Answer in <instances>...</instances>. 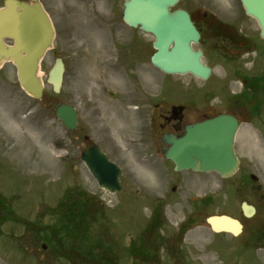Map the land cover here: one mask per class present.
Segmentation results:
<instances>
[{"label":"rangeland","instance_id":"1","mask_svg":"<svg viewBox=\"0 0 264 264\" xmlns=\"http://www.w3.org/2000/svg\"><path fill=\"white\" fill-rule=\"evenodd\" d=\"M43 1L47 7H54L56 28L54 47L42 66L43 100L37 101L22 90L12 63L0 69V263L82 264V259L97 264V257L102 255L100 264H264V244H258L257 251L245 249V237L216 234L205 220L227 213L242 219L248 228L260 220L262 226L258 229H262L264 200L260 193L237 189L239 175L229 181L214 172L176 173L158 156L149 138L151 118L157 114L152 104L160 101L165 91L189 96L207 86L214 87L216 92L206 93L208 101L213 100L212 107L217 108L222 96H215L224 93L220 83L228 82L230 70L219 62L216 79L166 77L151 63L153 36H144L140 31L136 35L123 22L125 0ZM176 8L221 15L225 9L243 11L240 0H180ZM253 26L257 33L256 23ZM133 35L143 36L149 46V62L140 83L149 101L144 114L138 112L131 98V86L139 83L114 70L113 61L104 55ZM56 57H61L66 65L59 94L46 83ZM249 57L254 54L241 59L246 61ZM229 87L234 92L240 89L237 81ZM111 92L116 95L111 96ZM57 102L77 109V130L65 129L57 119ZM237 142L240 153H245L247 147L254 149L257 175L264 185V125L243 124ZM92 144L101 146L123 167L126 189L122 193L100 189L82 163L81 154ZM167 166L170 176L183 179L187 185L211 189H163L173 179ZM228 184L230 189L225 188ZM149 185L160 189H150ZM73 190L84 191L94 196L96 203L101 202L102 219L99 217L97 222V218H78L72 224L65 221L55 228L59 204L67 203L66 195ZM202 197L206 198L200 200ZM207 198L211 202L206 206ZM245 200L258 208L252 219L242 215L241 204ZM156 205L161 207L157 215L161 213L162 221L158 228L148 231ZM75 211L79 213L80 209ZM187 225L190 227L183 232ZM199 230L206 233L203 240L198 236ZM43 243L46 250L42 249ZM133 251L138 254L132 255Z\"/></svg>","mask_w":264,"mask_h":264},{"label":"water","instance_id":"2","mask_svg":"<svg viewBox=\"0 0 264 264\" xmlns=\"http://www.w3.org/2000/svg\"><path fill=\"white\" fill-rule=\"evenodd\" d=\"M178 1L128 0L124 19L130 26L141 27L155 36L157 53L152 62L159 69L169 74L193 73L207 78L210 69L202 65V54L191 48V42L197 43L200 34L189 14L170 12ZM241 1L246 13L258 21L264 38V0ZM33 2L7 0L6 8L0 10V65L11 59L18 67L21 85L33 97L41 99L44 86L39 77L40 60L52 46L54 30L38 0ZM5 39L14 40L15 46L6 45ZM64 71L63 61L57 59L48 78L56 93L62 87ZM56 113L66 128H77V112L73 107L58 104ZM237 129V121L228 116L189 125L182 137L166 136L164 141L170 144L166 157L173 160L180 171H217L223 177H229L239 165L234 150ZM82 160L101 187L111 192L121 191L119 168L109 162L97 145L85 151ZM243 211L247 217L254 214V209L246 203ZM208 223L216 232L225 231L237 236L242 231L241 224L228 216L209 218Z\"/></svg>","mask_w":264,"mask_h":264},{"label":"flooded vegetation","instance_id":"3","mask_svg":"<svg viewBox=\"0 0 264 264\" xmlns=\"http://www.w3.org/2000/svg\"><path fill=\"white\" fill-rule=\"evenodd\" d=\"M41 2L54 22V7H47L43 0ZM191 16L197 28L201 31L200 47L195 49L202 50L204 56L210 55L215 64L219 62L234 63V58H228L230 51L235 55L238 53H249L251 50L257 51L258 59L249 68L246 63H243L240 64V68L235 70L234 73L239 81L240 89L237 92L228 91L224 94L220 107L214 108L196 96L189 97L191 101L190 105L196 109L205 108L201 109L203 111L201 115L203 119L212 118L224 113L234 116L240 123L248 119L251 124L258 125L262 123L264 125L261 117V114L264 112V59L262 60L261 58V50L263 48L260 31L255 33L252 19L247 17L245 13L242 14L239 11L231 10L224 11L223 17H226L225 19H220L216 14L207 12L200 13L199 15L191 12ZM104 55H108L111 61H113L114 70L121 71L126 77H131L132 81L139 83L133 85V87L131 86V98L137 105L139 112L143 113L149 102L147 92L144 90L142 84H140L144 77L145 67H147L149 61V46L145 43L143 36H138L137 40L131 36L125 41L120 42L118 46L116 45L112 52L108 53L105 51ZM205 64L210 66L209 62ZM211 67L214 66L212 65ZM140 86L142 89H139ZM167 98L168 100L170 99L169 103H167L169 111L162 110V105L154 104L161 112L158 123L155 126L157 133L154 135L156 148L160 153L164 147L162 138L166 134L175 133L179 135L184 126L190 122L189 117L185 114L182 116L181 124L175 120L181 117V114H178V111L174 107L180 106L182 103H177L178 100L174 97L167 96ZM176 128L180 130L175 131ZM247 148L245 153H237L241 159V166L236 174L240 176L237 189H254L259 184L258 180L253 179L255 173L259 170L258 164L251 159L254 156L252 149L250 147ZM244 158L247 160H244ZM177 182H181V180L175 179L174 183ZM153 189H156V187ZM167 189H196V187L174 184L168 186ZM200 189H204V187ZM205 189L209 188L206 187ZM256 210L257 213V207ZM243 225L244 232L248 231L249 228L246 224L243 223ZM253 226L254 228H258L260 222H255ZM256 230L251 231L253 235L249 237L253 240L252 243H249L251 247H257V242L259 241L256 234L254 235Z\"/></svg>","mask_w":264,"mask_h":264},{"label":"trees","instance_id":"4","mask_svg":"<svg viewBox=\"0 0 264 264\" xmlns=\"http://www.w3.org/2000/svg\"><path fill=\"white\" fill-rule=\"evenodd\" d=\"M89 202H90V199H87V197H85V194H80L76 199L72 201V205L70 206L68 212L64 214V217L70 220H73L74 218L76 219L79 218V220H85L88 218H92L91 212L87 210V204ZM77 207L80 209L79 214L75 212V208ZM72 223L73 222H71L70 224Z\"/></svg>","mask_w":264,"mask_h":264},{"label":"bare ground","instance_id":"5","mask_svg":"<svg viewBox=\"0 0 264 264\" xmlns=\"http://www.w3.org/2000/svg\"><path fill=\"white\" fill-rule=\"evenodd\" d=\"M39 75H40V77H41L42 79H44L45 74H44L43 70H41V71L39 72ZM197 233L199 234L198 236L200 237L201 240H203V239L205 238L206 233H205L204 231L199 230ZM0 264H3V263H0Z\"/></svg>","mask_w":264,"mask_h":264}]
</instances>
